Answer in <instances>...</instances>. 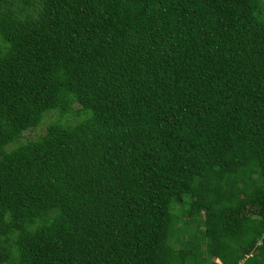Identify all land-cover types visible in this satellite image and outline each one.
<instances>
[{"label":"trees","instance_id":"trees-1","mask_svg":"<svg viewBox=\"0 0 264 264\" xmlns=\"http://www.w3.org/2000/svg\"><path fill=\"white\" fill-rule=\"evenodd\" d=\"M0 264H264V0H0Z\"/></svg>","mask_w":264,"mask_h":264},{"label":"rangeland","instance_id":"rangeland-1","mask_svg":"<svg viewBox=\"0 0 264 264\" xmlns=\"http://www.w3.org/2000/svg\"><path fill=\"white\" fill-rule=\"evenodd\" d=\"M78 105L73 104V108H77ZM60 116L56 110L48 112L45 117L43 118L42 123L39 126H36L33 129L26 130L23 134L24 138H36L38 135H40L44 130L45 126L52 120L58 119ZM78 118L77 113L74 112V110L67 115V119L71 122L75 121ZM218 261V259H216Z\"/></svg>","mask_w":264,"mask_h":264}]
</instances>
